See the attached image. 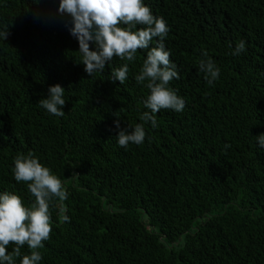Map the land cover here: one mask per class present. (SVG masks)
I'll return each mask as SVG.
<instances>
[{"label": "trees", "instance_id": "16d2710c", "mask_svg": "<svg viewBox=\"0 0 264 264\" xmlns=\"http://www.w3.org/2000/svg\"><path fill=\"white\" fill-rule=\"evenodd\" d=\"M59 3L0 0V193L34 202L13 174L29 152L68 193V221L50 202L39 264H264V0H144L169 28L180 75L169 87L185 107L156 113L158 127L127 148L114 113L122 128L143 123L150 90L135 76L147 50L89 77ZM203 50L220 69L213 85L198 71ZM124 63L127 79L113 82ZM57 83L63 116L38 106Z\"/></svg>", "mask_w": 264, "mask_h": 264}, {"label": "clouds", "instance_id": "9594fccd", "mask_svg": "<svg viewBox=\"0 0 264 264\" xmlns=\"http://www.w3.org/2000/svg\"><path fill=\"white\" fill-rule=\"evenodd\" d=\"M59 13L70 17V34L78 40L80 61L88 76L102 72L114 57L122 61H135L138 50H147L146 59L135 76L138 84L150 90L143 104L147 111L140 116L143 123L121 127V118L116 111L114 123L119 129L118 144L127 148L131 144H142L146 137L144 124L150 122L158 127L156 113L164 110L183 111L185 101L169 87L170 81L179 79L177 65L170 60L165 49V37L169 28L164 19L153 15L144 0H60ZM124 25V26H121ZM126 26V27H125ZM137 26H141L137 28ZM135 29V30H134ZM8 32L0 33L6 40ZM155 40V46H152ZM90 44H94L93 49ZM231 49V42L228 43ZM245 42L240 41L230 53L239 55L244 52ZM198 71L204 74L208 85L219 79L220 69L203 50L198 61ZM129 72L128 63L112 68L110 79L123 84ZM147 81L145 84L144 82ZM65 89L60 84L49 86L48 95L38 102V106L55 116L64 115ZM258 143L264 147V133L257 136ZM230 145H225V149ZM14 178L17 182H26L34 202L26 207L20 196L0 193V264H39L43 241L50 237V202L58 201L54 206L59 209L60 219L68 221L63 202L67 199L61 179L51 173L33 153L18 154L14 157ZM14 244L11 252L8 246ZM27 245L30 255L22 254L21 248Z\"/></svg>", "mask_w": 264, "mask_h": 264}]
</instances>
